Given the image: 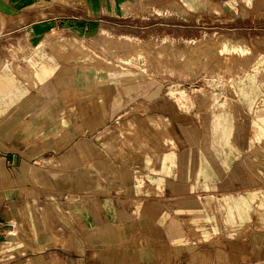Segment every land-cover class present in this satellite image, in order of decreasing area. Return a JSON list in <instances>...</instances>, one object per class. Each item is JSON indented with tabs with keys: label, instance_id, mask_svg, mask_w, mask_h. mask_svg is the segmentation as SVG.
<instances>
[{
	"label": "crops",
	"instance_id": "0c3cea01",
	"mask_svg": "<svg viewBox=\"0 0 264 264\" xmlns=\"http://www.w3.org/2000/svg\"><path fill=\"white\" fill-rule=\"evenodd\" d=\"M75 1L0 0V29L16 47L83 35ZM44 49L27 70L0 49V264L264 263L248 121L225 140L221 119L188 116L151 82L103 86L105 112L79 109L75 67ZM221 226L230 240L206 239Z\"/></svg>",
	"mask_w": 264,
	"mask_h": 264
},
{
	"label": "rangeland",
	"instance_id": "374dc122",
	"mask_svg": "<svg viewBox=\"0 0 264 264\" xmlns=\"http://www.w3.org/2000/svg\"><path fill=\"white\" fill-rule=\"evenodd\" d=\"M71 5L79 21L90 24L87 33L53 35L36 48L12 45L14 34L0 29V49L23 59L16 65L25 70L40 64L44 47L60 54V64L71 63L77 71L79 109L105 112L98 93L103 86L162 85L188 116L201 113L226 123L217 131L225 140L232 119L248 121L251 149L262 150L264 157V0H76ZM0 23L4 28L5 20ZM232 236L221 226L206 239L224 244Z\"/></svg>",
	"mask_w": 264,
	"mask_h": 264
},
{
	"label": "built area",
	"instance_id": "2783aa9c",
	"mask_svg": "<svg viewBox=\"0 0 264 264\" xmlns=\"http://www.w3.org/2000/svg\"><path fill=\"white\" fill-rule=\"evenodd\" d=\"M1 226H2V225H1V223H0V234H1V232H2Z\"/></svg>",
	"mask_w": 264,
	"mask_h": 264
}]
</instances>
